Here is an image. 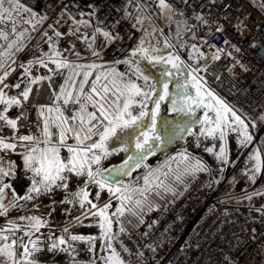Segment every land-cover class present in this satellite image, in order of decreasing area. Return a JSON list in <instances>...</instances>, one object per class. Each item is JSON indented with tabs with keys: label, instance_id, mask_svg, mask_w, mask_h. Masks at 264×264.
<instances>
[{
	"label": "snow or ice",
	"instance_id": "snow-or-ice-1",
	"mask_svg": "<svg viewBox=\"0 0 264 264\" xmlns=\"http://www.w3.org/2000/svg\"><path fill=\"white\" fill-rule=\"evenodd\" d=\"M132 2L126 0L118 9L121 15L113 18L109 13L101 19L103 5L96 0L86 5L79 0H34L31 6L21 0H0V24L10 25V29L0 28V217L7 218L0 227V264H48L43 259L45 254L53 258L63 255L66 264H80V244L87 246L88 264H133L134 260L138 264L144 254L139 245L135 249L125 245L122 237H128V232L124 218L135 217L138 225L144 224L145 212L156 206L154 198L173 191L158 176L151 179L154 173L145 164L148 157L177 136L192 137L196 147L201 137L218 139V150H205L218 165L216 171L223 172L235 164L226 144L231 134H235L240 149L253 143L249 126L256 128V121L246 122L240 108L219 94L226 78L214 70L223 66L234 77L237 67L249 71L245 64L249 52L264 59V16L254 21L235 9L233 0H175V4L158 0L161 15L169 13L168 22L188 11L198 22L175 21L177 42L173 44L166 37L161 44L158 36L163 35V29L144 26L145 20L151 24L155 20L150 10L147 16L141 14L147 5L136 0L132 28L143 35L129 52L121 53L114 45L124 40L119 25L127 19ZM260 7L264 10V4ZM73 8L77 15L72 14ZM109 19L114 23L109 25ZM46 22L47 28L41 31ZM201 28L204 35L197 36ZM36 34L42 36V43L29 48L37 40ZM212 40H219V46L209 42ZM109 50L111 61L105 59ZM21 53L30 58L20 61ZM89 56L94 59L82 63ZM121 64L126 65L125 72L118 71ZM14 73L15 81L10 82ZM57 76L63 78L58 90L54 87ZM45 87L51 102L32 104L30 98ZM13 90L15 94L9 95ZM165 101L168 111L181 117L178 122L160 121ZM198 109L204 110L203 116L197 114ZM33 110L35 121L29 119ZM257 119L264 121V113ZM121 153L124 156L119 164L104 166L105 161ZM9 154L18 156L20 163L6 159ZM178 155L185 164L184 175H213V168L189 154L187 148ZM262 155L259 148L248 153L242 175L250 185L264 175ZM141 166L147 170L143 185L126 183L123 178L131 177ZM13 182L20 184L22 194L17 193ZM93 189L96 201L104 192L118 201L114 212L109 211L110 202L100 206L90 199ZM241 193L240 199L264 221V202L259 206L254 203L258 197L264 201V186L242 189ZM58 194L62 199H56ZM42 198L51 203L43 204ZM57 205L69 206L63 207L65 213L79 206L83 217L95 220L99 235L74 234L70 222L59 227L57 235L52 226ZM43 208L48 211L42 212ZM13 211L19 215L10 217ZM73 219L78 225L84 223L80 217ZM146 247L155 251L151 245ZM209 252L203 264H237L230 249L220 247L218 252Z\"/></svg>",
	"mask_w": 264,
	"mask_h": 264
},
{
	"label": "built area",
	"instance_id": "built-area-1",
	"mask_svg": "<svg viewBox=\"0 0 264 264\" xmlns=\"http://www.w3.org/2000/svg\"><path fill=\"white\" fill-rule=\"evenodd\" d=\"M21 2L31 6L34 0H21ZM79 2L81 5H86L91 0H79ZM96 2L103 5L101 12V19H103L104 14L110 13L113 18L121 15L118 9L124 7L126 0H96ZM168 2L175 4V0H168ZM233 2L235 9L244 11L254 21H259L264 16V11L256 9L248 0H233ZM196 10L199 11L198 8ZM71 11L73 15H77L75 8ZM128 11L127 19L119 25V31L124 40L114 45L115 49L121 53L129 52L142 36V32L132 28L133 18L137 15L136 0H133ZM154 13L158 15V11ZM192 16V12L188 11L184 17L177 15L173 17L172 22H166L164 30L175 43L177 42L175 21L187 20L189 24H197L198 22ZM151 17L157 22L158 16L151 14ZM24 18L27 19L26 14ZM48 22L41 26V31L47 28ZM108 23L111 25L114 19H109ZM147 23L149 21L145 20L144 26ZM3 27L10 29V25L0 24V28ZM229 34L234 40L237 39L231 29ZM36 35L37 40L33 41L29 48L42 43V36ZM203 35V29H198L197 36ZM72 41L76 42L75 38H72ZM209 42L217 46L220 44L219 40ZM0 43L3 42L0 41ZM188 43L190 48L192 41ZM77 47L83 52V47L78 42ZM44 48L47 51L46 45ZM28 58L30 56H25L23 53L18 54L20 61ZM93 59L89 56L86 61L91 62ZM105 59L111 61V50L108 51ZM245 64L249 71L237 67L234 69V77L223 66H218L214 73L223 72L226 78V86L222 87L219 94L230 103H235L248 121L259 123L257 118L264 113V59L249 52V58ZM18 72L19 69H17ZM15 75L14 73L9 78L10 82L15 81ZM228 80H233L234 84L228 85ZM229 87H231V93ZM12 94H15V90L9 92V95ZM237 101L240 103H236ZM29 119L36 120L34 110ZM21 131L25 130L22 128ZM11 155L9 154L6 159L11 160ZM223 186V182H215L214 175L198 173L192 176L180 192L165 205L151 210L144 224L133 229H126L128 237H122L125 245L133 249L139 245V251L144 254L138 264H203L206 256L210 255L209 249L212 252H218L220 247L230 249L237 264H264V221L257 213L250 211L248 205L230 202L222 194ZM5 220V217H0V224H5ZM149 223L151 227H148ZM253 229H255L254 233ZM145 233L147 235H144ZM146 245H151L155 251H151ZM123 255L127 259V254ZM133 264H137V261L134 260Z\"/></svg>",
	"mask_w": 264,
	"mask_h": 264
},
{
	"label": "rangeland",
	"instance_id": "rangeland-1",
	"mask_svg": "<svg viewBox=\"0 0 264 264\" xmlns=\"http://www.w3.org/2000/svg\"><path fill=\"white\" fill-rule=\"evenodd\" d=\"M248 1L256 9L260 11H264L260 7L261 4H264V0H248ZM141 4L147 5L145 11L141 13L142 15L145 16L149 15V10H150V15L154 14L155 16H158L157 22H155L154 24H151L149 22L146 24L145 27H149V28L157 27L163 29V35L158 36V39L161 41V44L166 37L169 39L171 43L175 44V41L172 39V37L167 35L166 31L164 30V26L167 22L168 13L165 12L163 15H161L160 10L158 8V0H141ZM154 11H158V15H156ZM186 54L187 52H185V55ZM82 63H88V61H82ZM147 67L151 72L153 73L157 72L156 68H153L152 66H147ZM117 68L118 71L120 72L126 71V65L124 64L117 66ZM40 71L44 72L45 70L41 69ZM62 83H63L62 77L57 76L54 78V87L57 90ZM170 87L172 86L170 85ZM50 96H51L50 91L47 90V88L45 87V90L41 94L37 95L36 98L39 99L40 97V99L49 100ZM203 112L204 111L202 109L197 110L198 115L203 116L204 114ZM180 119L181 117L179 115L168 111V101L162 103L161 113H160L161 122H163L164 120L178 122ZM246 122H250V121L247 120ZM249 131L253 134L254 141L246 149H240L237 146L235 134H231L228 137L226 144L227 147L231 149L230 159L232 161H235V164H229L228 166L225 167L223 172L216 171L218 165L214 161L213 157L205 150L207 147H214V151L218 150L220 143L218 139L213 141L211 138L204 139L203 137H201L200 145L199 147H196L193 138L185 134V139H180L179 136H177V138L174 139L171 143L165 145L162 148V150H158L155 153V155L149 156L148 159L145 161V164L148 166V169L152 170L154 173V176L151 179L154 180L155 177L158 176L160 180H164L165 183L173 189V191L163 194L162 197H155L154 204L156 206L153 209L165 205L168 201H170L173 197H175L180 192V190L185 185V183L192 177L183 174L185 164L182 161L181 157L178 155V153H181L184 150V148H187L189 154H191L192 156H197L202 158L213 168V175L215 177V182L220 181L224 183L222 194L226 196V198L230 202L235 204H248L247 201L240 199L242 194L241 190L244 189L250 191L252 188H260L264 186V175L257 176V182L255 185H250L246 180V178H244L242 175L248 153L253 149H257V148L261 149L262 153H264V121H259V123H257L256 128H252L250 124ZM262 158H264V155H262ZM118 163H111L110 165L118 164ZM108 164H109V160L104 162L105 167H108L109 166ZM146 171L147 170L143 166H141V168L133 171L131 177H126L124 181L126 183H132L134 185L137 183L139 185H143L144 183L143 177L146 174ZM165 172L168 173L167 177L163 175V173ZM177 177H180V179H177ZM94 192L95 189H93V195L90 196V199H93V202L98 203L100 206H102L103 201H106V199L110 197V194L104 192L101 194V200L96 201L94 198ZM259 200L261 199L256 198L254 203H256ZM108 202H110L112 205L109 211L114 212L118 201L113 197L111 200L107 201L106 203ZM149 212L150 211L145 212V215L143 217L144 220L146 219V216ZM35 214L40 215L41 213H35ZM73 216L80 217V219L84 221L83 225H78V221L74 220ZM53 217L55 222L52 226L54 229L57 230V235H59V230H58L59 227H63L65 224H68L69 222L71 225L70 231L74 234L99 235V228L96 225L95 220H93L91 217L88 218L83 217L81 215L80 209L78 213H53ZM129 221H131V223H129ZM88 225H92V226L89 227ZM139 225L136 223L135 217L126 216L124 218V226L128 230L133 229ZM0 226L4 227L5 224H0ZM113 230L114 231L117 230V225L115 223L113 224ZM41 231L45 232L47 231V229H42ZM86 248L87 246L84 244H80L78 246L79 255L77 258L80 261V264H88L89 262L90 254L86 251ZM97 248H99V241H97ZM43 259L48 260V264H66V258L63 255H57L53 258L45 254Z\"/></svg>",
	"mask_w": 264,
	"mask_h": 264
},
{
	"label": "crops",
	"instance_id": "crops-1",
	"mask_svg": "<svg viewBox=\"0 0 264 264\" xmlns=\"http://www.w3.org/2000/svg\"><path fill=\"white\" fill-rule=\"evenodd\" d=\"M31 100H34L33 102L34 103H50L51 102V100L49 99H46V100H41V99H37L36 98V96H35V94L30 98ZM203 110V109H202ZM204 111V110H203ZM204 113V112H203ZM201 116V115H200ZM0 155H2V153L0 154ZM123 156H124V154L123 153H121L120 155H118V156H114V157H112V158H110L109 159V164L108 165H110L111 163H118V162H120L121 161V159L123 158ZM11 160H13V161H15L17 164H19L20 163V159H19V157L18 156H16V155H14V154H12L11 155ZM13 187L16 189V191H17V193L18 194H22V188H21V186H20V184L19 183H17V182H13ZM11 198V192L9 191V193H8V199H10ZM113 197H108L107 199H106V201H103L102 202V204L103 203H106L107 201H109V200H111ZM259 198V197H258ZM56 199L57 200H59V199H62V195H57L56 196ZM261 200H259V201H257L255 204L256 205H259L261 202H264V201H262V198H260ZM8 202V200L6 199L5 200V203H7ZM42 202L43 203H45V205H47V204H50L51 202L48 200V199H46V198H42ZM246 205H248V204H246ZM63 207H69V206H66V205H64V206H60V205H57V207H56V212H54V213H65L64 211H63ZM42 212H47L48 211V209L47 208H43L42 210H41ZM78 211H79V206H76V207H74V208H71V213H78ZM36 213H40V212H36ZM35 214V213H34ZM17 215H19V213H17V212H15V211H13V212H11L10 213V217H15V216H17ZM37 215V214H36Z\"/></svg>",
	"mask_w": 264,
	"mask_h": 264
},
{
	"label": "trees",
	"instance_id": "trees-1",
	"mask_svg": "<svg viewBox=\"0 0 264 264\" xmlns=\"http://www.w3.org/2000/svg\"><path fill=\"white\" fill-rule=\"evenodd\" d=\"M36 96H37V95H36ZM39 99H40V97H39ZM41 100H43V99H41ZM30 101L33 102L34 100H31V99H30ZM33 103H34V102H33ZM35 104H36V103H35Z\"/></svg>",
	"mask_w": 264,
	"mask_h": 264
},
{
	"label": "water",
	"instance_id": "water-1",
	"mask_svg": "<svg viewBox=\"0 0 264 264\" xmlns=\"http://www.w3.org/2000/svg\"><path fill=\"white\" fill-rule=\"evenodd\" d=\"M119 164V163H118ZM126 177H124L123 179H125Z\"/></svg>",
	"mask_w": 264,
	"mask_h": 264
}]
</instances>
